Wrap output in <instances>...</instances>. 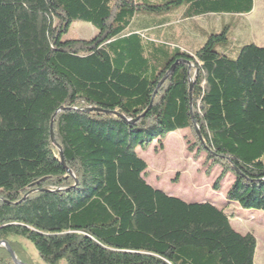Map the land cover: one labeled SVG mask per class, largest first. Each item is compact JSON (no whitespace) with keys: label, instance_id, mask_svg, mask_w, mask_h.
<instances>
[{"label":"trees","instance_id":"1","mask_svg":"<svg viewBox=\"0 0 264 264\" xmlns=\"http://www.w3.org/2000/svg\"><path fill=\"white\" fill-rule=\"evenodd\" d=\"M252 9L253 0H0V242L19 262L34 264L17 239L43 264H254L253 234L212 203L148 185L137 153L190 130L197 154L221 170L213 189L231 175L226 202L264 211V47L231 50L223 27L185 51L165 32L179 10L193 21ZM76 22L97 33L65 39ZM0 264H14L5 247Z\"/></svg>","mask_w":264,"mask_h":264},{"label":"rangeland","instance_id":"2","mask_svg":"<svg viewBox=\"0 0 264 264\" xmlns=\"http://www.w3.org/2000/svg\"><path fill=\"white\" fill-rule=\"evenodd\" d=\"M181 15V10L170 15L171 27L165 32L177 38L179 46L185 51H191L201 45L202 32L210 34L219 31L225 21L231 18V15H219L217 18L205 16L187 21ZM242 22L244 26L249 27V30L244 27L238 32L235 28L237 36L234 38L242 40L243 43H254L253 40L256 39L257 43L254 44L264 47V0H253V12L246 15ZM234 25L239 27V24L235 22ZM96 33L97 31L90 24L76 22L70 27L65 39L89 40ZM215 49L220 52V47ZM229 56L235 57L234 54ZM137 153L147 164L145 181L148 185L187 203L209 202L214 204L231 220V225L236 232L254 235L257 241L254 264H264V211L242 210L238 205L226 202L225 194L233 181L231 175L221 181L220 190L213 189L221 170L219 167L210 168L209 164H205V153L197 154L195 138L190 130L169 134L162 142V148L154 142L146 151L138 148ZM17 241L23 246L34 264H43L29 242L22 239H17ZM60 264H65V262Z\"/></svg>","mask_w":264,"mask_h":264},{"label":"crops","instance_id":"3","mask_svg":"<svg viewBox=\"0 0 264 264\" xmlns=\"http://www.w3.org/2000/svg\"><path fill=\"white\" fill-rule=\"evenodd\" d=\"M252 12H253V9H252ZM251 12V13H252ZM249 15V14H248ZM246 15H236V16H234V17H232V15H231V18L229 19V20H226L225 21V23L219 28L220 30L219 31H221V29L225 26V27H227V29H228V31H229V37H230V39H231V41H233V44H232V47H231V50H234L235 49V47H236V45L239 43V44H242L243 42H242V40L241 41H239V40H237L236 38H234V37H236L237 36V33H236V29L238 30V32H240L239 30H242V28H244V27H246V26H244L243 25V18L245 17ZM208 17H218V16H216V15H209ZM203 18V17H202ZM232 18H234V19H232ZM234 22L236 23V24H239V27H237V26H235L234 25ZM236 28V29H235ZM240 28V29H239ZM246 28H248V30H249V27H246ZM219 31H217V32H219ZM198 33V32H197ZM199 34V33H198ZM205 36V33L204 32H202V35H201V37H202V42H203V39H204V36ZM254 41V43H257V40L255 39V40H253ZM263 41V40H262ZM236 42V43H235ZM238 44V45H239Z\"/></svg>","mask_w":264,"mask_h":264},{"label":"water","instance_id":"4","mask_svg":"<svg viewBox=\"0 0 264 264\" xmlns=\"http://www.w3.org/2000/svg\"><path fill=\"white\" fill-rule=\"evenodd\" d=\"M192 88H193V83L190 85V92L192 91ZM92 111H95V112H102L101 110H98V109H87V110H85V112H92ZM52 124H53V123H52ZM52 124H51V129H50L51 139H52L53 143L56 145V143H55V141H54L53 131H52ZM195 129H196V130H195L196 135L198 136L199 140H200L201 143H202L203 140H202V138H201V135H200L199 129H198L197 127H195ZM59 151H60L61 162H62V164L64 165V159H63L62 152H61L60 148H59ZM0 247H5V248H6V250H7V252L9 253L10 258H11V260H12V262H13L14 264H23V263L19 262V261L16 259L15 255H14V252L12 251L11 247L9 246V244H8L7 242H5V241H1V242H0Z\"/></svg>","mask_w":264,"mask_h":264}]
</instances>
